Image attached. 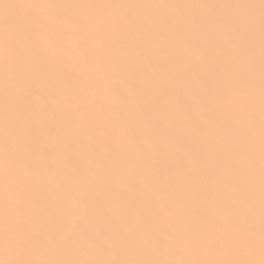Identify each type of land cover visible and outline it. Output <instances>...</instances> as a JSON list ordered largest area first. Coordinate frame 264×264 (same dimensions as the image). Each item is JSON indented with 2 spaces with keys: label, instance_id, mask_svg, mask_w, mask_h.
Masks as SVG:
<instances>
[{
  "label": "bare ground",
  "instance_id": "obj_1",
  "mask_svg": "<svg viewBox=\"0 0 264 264\" xmlns=\"http://www.w3.org/2000/svg\"><path fill=\"white\" fill-rule=\"evenodd\" d=\"M0 264H264V0H0Z\"/></svg>",
  "mask_w": 264,
  "mask_h": 264
}]
</instances>
